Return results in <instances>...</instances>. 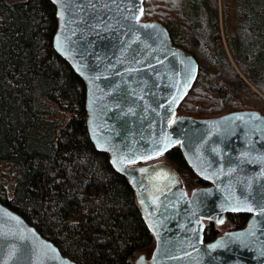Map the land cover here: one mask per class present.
Masks as SVG:
<instances>
[{"label": "water", "instance_id": "95a60500", "mask_svg": "<svg viewBox=\"0 0 264 264\" xmlns=\"http://www.w3.org/2000/svg\"><path fill=\"white\" fill-rule=\"evenodd\" d=\"M50 1L51 46L82 82L88 139L133 187L150 264H264V114L175 113L197 63L162 23L139 19L143 0ZM174 144L206 182L188 193L166 161L139 163ZM227 212H246L244 224L203 239L205 220ZM0 264L77 263L0 201Z\"/></svg>", "mask_w": 264, "mask_h": 264}, {"label": "trees", "instance_id": "16d2710c", "mask_svg": "<svg viewBox=\"0 0 264 264\" xmlns=\"http://www.w3.org/2000/svg\"><path fill=\"white\" fill-rule=\"evenodd\" d=\"M139 19L162 23L196 60L175 113L264 114V0H143ZM55 24L50 0H0V201L77 264H131L153 235L127 177L87 137L83 85L51 46ZM159 156L183 187L206 183L176 144ZM217 233L207 221L203 238Z\"/></svg>", "mask_w": 264, "mask_h": 264}, {"label": "flooded vegetation", "instance_id": "af4514ba", "mask_svg": "<svg viewBox=\"0 0 264 264\" xmlns=\"http://www.w3.org/2000/svg\"><path fill=\"white\" fill-rule=\"evenodd\" d=\"M160 155V154H159ZM159 155H156V156H153V157H155V159L154 160H152V161H146V162H144L145 160H143V161H141V162H139L140 164H148V163H152V162H155V161H159V160H163V159H158V156ZM151 158V157H150ZM148 159V158H147ZM164 161V160H163ZM178 174V173H177ZM179 176V175H178ZM181 180V179H180ZM181 183H182V181H181ZM197 185H204V184H197ZM197 185H194V186H197ZM193 186V187H194ZM192 188V187H191ZM190 188V189H191ZM184 189H185V187H184ZM189 189V190H190ZM189 190L188 191H186V189H185V191H186V193H188L189 192ZM206 220H205V222H204V226H205V224H206ZM229 228H232V227H229ZM228 229V228H227ZM219 233V232H218ZM204 239V238H203ZM152 247H153V244H152V246H149L148 248H143V249H141V250H139V251H137L134 255H133V257H132V260H131V264H150V254H151V250H152ZM139 255H141V256H139ZM135 260V262L133 263V261Z\"/></svg>", "mask_w": 264, "mask_h": 264}, {"label": "rangeland", "instance_id": "374dc122", "mask_svg": "<svg viewBox=\"0 0 264 264\" xmlns=\"http://www.w3.org/2000/svg\"><path fill=\"white\" fill-rule=\"evenodd\" d=\"M202 116H205V115H202ZM158 159H163L161 156H158ZM194 186V185H192ZM192 186L190 187H185L186 191H188ZM217 228H218V232H221L222 230H225L227 228H229L227 222L225 219H223L221 222H218V223H214ZM148 248V247H147Z\"/></svg>", "mask_w": 264, "mask_h": 264}]
</instances>
